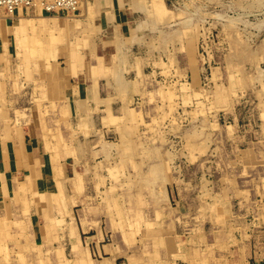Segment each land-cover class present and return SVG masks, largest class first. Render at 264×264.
<instances>
[{"label": "rangeland", "instance_id": "obj_1", "mask_svg": "<svg viewBox=\"0 0 264 264\" xmlns=\"http://www.w3.org/2000/svg\"><path fill=\"white\" fill-rule=\"evenodd\" d=\"M98 1L80 0L81 9L75 18L84 15V7ZM148 1L151 2L145 0L144 4ZM162 1L166 12L159 17V7L152 12L155 5L143 10L146 20L140 19L139 24H152L145 29L141 42L132 47L133 58H147L131 69L127 59H119L125 75L113 74L125 83L129 79L132 86L138 82L135 94L128 93L134 107H124L123 124L118 119L123 132L111 124H101L97 131L90 122L87 136L81 131L75 141H67L79 149L67 153L66 141L57 148L69 169L79 166L85 186L81 192L72 189L71 193L76 203L72 204L70 223L75 229L70 228V232L76 235L65 239L63 230L60 236L52 235L55 240L58 237L52 240V257L55 247H65L66 257L75 259L72 248L78 241L90 252L89 259L98 261L93 249L88 248L86 236L99 234V239L104 240V230L105 235L109 232L113 236L115 246L122 247L120 264H131L133 258V264H139V259L149 260V264H201L204 260L206 264H264V0ZM52 18L58 20H48L47 29L55 21L61 25L67 21L63 12L54 11ZM58 37L54 42L58 43V51L65 52L69 47V52L77 50L82 57L86 56L84 49L89 51L94 45L85 40L68 45L66 36ZM25 47L14 44L13 56L5 60L0 74V124L33 122L44 113L46 124L36 123V127H50L51 135L56 128L67 129V118H54L59 116V104L67 98L64 86L53 84L52 75V67L67 66V59L61 54L51 62L31 58L29 46ZM95 59L91 61L97 62ZM168 92L173 96L167 97ZM122 103L118 99L114 104ZM137 113L142 117L139 124L135 123ZM119 132L124 133L123 137ZM125 134L131 151L124 147ZM120 136L124 140L120 141ZM55 140L52 137V142ZM141 149L145 154H140L144 153ZM80 150L86 154H79L76 164L75 155ZM248 152L253 154L252 162L248 161ZM111 174L116 176L110 178ZM64 184L62 181L61 192H54L58 197L68 192ZM39 189L29 187L19 196H10L15 206L24 204L30 210L42 200ZM114 197H120L124 213L115 207ZM209 203L214 206L208 207ZM86 208L92 213L84 219ZM7 209L13 210L10 202ZM180 212L192 213L181 219L177 217ZM8 221L9 230L1 235L8 243L3 244L5 249L0 248V259L5 264H17V241L12 235L15 224ZM137 222L140 224L136 226ZM146 222L153 225L148 228ZM170 238L174 242L171 248L166 244ZM180 251H187L191 259H183Z\"/></svg>", "mask_w": 264, "mask_h": 264}, {"label": "crops", "instance_id": "obj_2", "mask_svg": "<svg viewBox=\"0 0 264 264\" xmlns=\"http://www.w3.org/2000/svg\"><path fill=\"white\" fill-rule=\"evenodd\" d=\"M130 3L131 0H106L104 4V2L100 0L98 6H93L94 23L102 27V32L95 36L96 39L92 40L94 45L93 47L88 48L89 51L84 49L87 70L89 61L96 60V57L102 59L106 65H110L112 63V59L117 62L121 58H129L131 53V50L129 49L131 45L127 43V40L130 38L132 29L136 25L140 26L139 22L140 19H142L137 15L136 10L132 8ZM37 19V22H35L37 30L36 32H31L29 31L28 20H26V18H20V15L17 16V18H10L8 14L0 12V74L3 73V67L6 66L5 60L13 56L11 53H14V44L17 45V43L19 46L20 44L26 47L29 46L32 58H43L48 60V62H51V58L52 61H54V57L56 56V58H58L60 54L66 59L68 58L67 53L69 52V47H66L67 49L65 48L67 50L65 52L58 51V53H55L52 51V47H56L58 43L52 42L51 37L52 30L55 31L56 29H65L70 26L69 22L66 21L64 25H61L58 21H55V25L49 27L50 29H47L46 25H48V20L52 21L58 19L52 18V15ZM39 19H42V22H40ZM15 28L17 30H15ZM38 34H40L43 39L39 38ZM72 35H69L70 39L76 37L75 34L74 36ZM65 42H67L68 45L72 43L68 40ZM46 46H48V48L51 47V50L47 51ZM19 51H16V53ZM47 52H49V55ZM116 52L117 55L114 56V53ZM17 55L18 54H14L15 57H18ZM91 62L95 63V61ZM129 68L131 69V67ZM106 69L108 70L109 67L107 66ZM52 70L54 71L52 72V75L55 77V82L53 84L61 86V88L64 86V94L65 98H67L66 101H63V103L61 102L59 106L54 100V103L58 106V113H60L59 116L52 115V121L54 118L57 120L64 116V118H67L66 124H69L70 127H67V129H71V131H67L66 127H59L53 131L52 135L48 134L50 127L48 128L47 126H44L43 130L39 127V125L36 127V123H40L41 125H43V123L46 124V117L40 115H37L38 118H36V121L34 120L33 122L25 120L23 122L21 121V123L17 125L18 128H14L11 125H4L3 121H1L0 124V133L2 136V139L0 140V161L5 159L4 169H0V219L12 218L15 221L13 233L17 235L18 244H23L21 247H17L16 249L25 250L29 264H59V258L66 257V252L64 251L66 248L55 247V255L52 257V240H58V237L56 240L53 239L52 235L54 237L60 236L61 230H63L65 239H67V237L70 239V234H73V232H70V228L68 227L70 223H72V204L76 203V201L74 202V196H72L71 193L72 189L75 190L74 186L77 183L76 181H78L77 177L81 175L83 179L85 178L82 172L79 171L80 168L78 165H73L72 168L69 169V167L62 161L63 157L58 154L57 148H59L61 142L66 141L64 146L66 149L65 151L70 153L74 150V144L69 142H72V138L75 135L78 136L79 132H81L79 122L82 117H85L88 127V123L91 122L94 124L97 131L102 127V125H110V115L105 110L108 105L106 101H112L114 107L118 108L117 106H121L123 103L121 105L114 103L121 98L120 100H122L125 104L128 93L130 94L131 92L132 94L131 87L128 83H125V86H123L122 89H116V87L107 84V82L102 79L99 88H95L93 81H91V78L89 77L90 75L88 71H80L76 76H69L67 72V74L64 75H58V72L55 71L54 67H52ZM121 74L125 75V70H122ZM74 96H76V99H83L87 112L82 109H77L78 113H76L74 111L76 110L75 108L70 111V102ZM2 105L3 104L0 106ZM96 110L99 111L95 113ZM114 114L119 116L118 119L123 124L122 120L124 112L120 111L119 113L118 111H114ZM15 129L20 130L17 133V131L15 132ZM89 129H91V127H89ZM60 132L64 138L62 141H59V139H61ZM52 137L56 139L55 143L52 142ZM67 141L69 142L67 143ZM55 158L57 160H55ZM58 163L62 166V169H64V177L62 178V181L68 188L67 194H65L63 200H60L63 212L58 210L57 204H52V200H40L37 201L35 205H32L31 211H26L25 213L24 211H17V207H14L13 214L11 216L8 215V212L4 209L6 204L4 196L5 182L10 180L14 181V179L24 180L26 175L30 174L34 168L43 172L44 176L40 180V185L43 186L46 192L50 194L56 186L50 174H54ZM162 177H164V174H162ZM79 192L81 191L79 190L78 193ZM167 192L169 195L170 191H168V188ZM113 201H116L115 207L118 211H120L122 209L120 198L114 197ZM89 213L91 214L92 212L86 208L82 217L84 219L90 218ZM191 213L192 212H180L177 213V217L185 219V216L187 214V216H191ZM192 217L194 218V216ZM52 218L61 220L64 225H62L61 222V226H58L56 229H52ZM30 221L33 223L32 227L28 225ZM73 226V229H75L74 224ZM1 230L2 229L0 228V231ZM2 233L3 232H0L1 235ZM101 233L104 234V240L101 238L99 239V234L89 236V233L86 236L90 243L88 248L89 250L93 249L98 257V261L95 262L93 258L89 259L90 255L88 254H90V252L87 249L84 250L78 241H76L75 244L77 245L73 246L74 248H72V250L74 249L75 253L76 251H80L86 255L85 264H120V257L118 255L123 253L122 247L117 245L115 246L113 236L109 232L105 235L104 230H102ZM73 235H76L75 231ZM107 236H111V241H107ZM1 241L6 243L5 238L1 237ZM139 260V264L150 263L149 260ZM134 261V258L131 259V264H133ZM0 264H4V262L0 261Z\"/></svg>", "mask_w": 264, "mask_h": 264}, {"label": "bare ground", "instance_id": "obj_3", "mask_svg": "<svg viewBox=\"0 0 264 264\" xmlns=\"http://www.w3.org/2000/svg\"><path fill=\"white\" fill-rule=\"evenodd\" d=\"M90 1V0H89ZM102 2H104V4H105V2H106V0H101ZM83 2V1H82ZM93 2V1H92ZM91 2V4H89V6H87V7H84V9H83V12H84V15H82V16H80V17H77V18H75L76 16H77V13L80 11V9H81V2H80V0H16V2L14 3V4H12L11 2H8L7 3V5H3V4H0V12L1 13H6V14H8V16L10 17V18H17V16H19L20 15V18H26V20H28L27 22H28V25H29V31H31V32H36V30H37V27L35 26V22H37V18H43V17H45V16H48V15H52L53 14V12L54 11H56V13H64L65 15H67V22H69V24H70V26L69 27H67V28H65V29H60V30H55V31H53L52 30V42H56L57 41V39L58 38H60V37H58V36H60V35H64V36H66V40H68V41H71L72 43L71 44H78V43H81L82 42V40H85L84 42H86V43H88L89 45L92 43V40H94V39H96L95 38V36L97 35V34H99L100 32H102V27L100 26V25H97V24H95L94 23V13H93V6L95 5H98V3L100 2V0L98 1V3H92ZM144 2H145V0H131V6H132V8L134 9V10H136V12H137V15L139 16V17H141V18H143L144 19V22H145V20H146V17H144L142 14H144L143 12V10H146V8H149V7H151V6H156V8H153V10H152V12L153 13H155V11H156V9L159 7V9L157 10V12L156 13H158L157 14V16L161 13V14H163V13H165L166 12V7H165V4H164V2L162 1V0H151V2L150 1H148L149 3H145L144 4ZM159 5V6H157V4ZM108 3V2H107ZM30 4V5H29ZM116 4V3H115ZM100 6V5H99ZM50 9V11H48L47 9ZM122 8V7H121ZM53 9H55V10H53ZM61 9H64V11H61ZM52 10V11H51ZM36 12V14H32V13H35ZM178 13V12H177ZM79 15V14H78ZM62 16V15H61ZM74 16V17H73ZM154 16V15H153ZM152 16V17H153ZM160 16V15H159ZM158 16V17H159ZM58 17V16H57ZM66 17V16H65ZM154 18V17H153ZM152 18V19H153ZM37 19V20H36ZM58 19V18H57ZM155 19V18H154ZM40 20V22H42V19H39ZM173 21V20H172ZM175 22V21H174ZM138 23V22H137ZM146 24V23H145ZM152 24V23H151ZM151 24H149L148 23V25L146 26V25H140V26H135V28H133L132 29V31H131V33H130V38L127 40V43H129L130 45H131V47H130V49L129 50H131V53H130V55H129V58L127 57L126 59H127V61H128V66L129 67H131V68H133V66H135L136 67V65L137 64H139V63H142V62H144V57L145 56H141V57H138L137 59H135V57L133 58L132 57V51H133V49H132V47H133V45L134 44H136V42H141L140 40L141 39H143L142 38V34L144 33V31H145V29L149 26H151ZM169 25V24H168ZM195 27V26H194ZM191 29V28H190ZM193 29V28H192ZM192 29H191V33H193V31H192ZM15 30H17L16 28H15ZM194 30V29H193ZM17 32V31H16ZM76 32H77V34H76ZM188 32H189V29H188ZM186 32H184V34H185ZM73 34V35H72ZM74 34L76 35V37H73V39H70V37H69V35H72V36H74ZM189 35H192V34H189ZM187 36H188V34H187ZM192 37V36H191ZM193 37H194V35H193ZM99 38V37H98ZM100 38H101V36H100ZM111 39V38H110ZM146 39V38H145ZM194 39V38H193ZM150 40V39H149ZM183 40V39H182ZM192 40V39H191ZM97 41V40H96ZM144 41V40H143ZM142 41V42H143ZM117 42H118V37H117ZM146 43L148 42V41H145ZM194 42V41H193ZM150 43V42H149ZM191 43V42H190ZM144 44V43H143ZM185 44V43H184ZM140 45V44H139ZM138 45V46H139ZM145 45V44H144ZM143 45V46H144ZM193 45V44H192ZM103 46V45H102ZM148 46V45H147ZM147 46H146V48H147ZM191 46V45H190ZM189 47V46H188ZM191 47H193V46H191ZM150 48V47H149ZM194 48V47H193ZM24 49H26V47L24 48ZM46 49H47V51H49V50H51V47H49L48 48V46H46ZM192 49V48H191ZM74 50H75V47H74ZM149 50H151V48L149 49ZM149 50H147V53H148V51ZM193 50H195V49H193ZM52 51H54L55 53H58V49H57V46L56 47H52ZM117 51H118V49H117ZM136 53H138V51L136 52ZM194 53V52H193ZM47 54L49 55V52H47ZM68 54V58H67V61H68V64H67V66H61L60 64H59V66L57 65V66H53L54 68H55V71L56 72H58V75H64V74H69V76H76L77 74H78V72H80V71H88L89 72V77L91 78V81H93V84H94V87L95 88H99V85H100V82H101V80L103 79V80H105L106 82H107V84H109V85H111V86H113V87H116V89L118 88V89H122V87L124 86L123 84H125V80L124 79H120L119 77H114L113 76V74H119V76L121 75V71L123 70V65H122V63H119L118 61L116 62V61H114V59H112V63L110 64V65H106L103 61H102V59H99L98 57V60H97V62H95V63H92L91 61H89V65H88V70H87V66H86V61L84 62V60H86V56H80V54H78V51L77 50H75L73 53H71V52H68L67 53ZM146 54V53H145ZM31 55V54H30ZM117 55V52L116 53H114V56H116ZM189 55V54H188ZM134 56V55H133ZM31 57V56H30ZM32 58V57H31ZM145 58H147V57H145ZM10 59V58H9ZM57 58H56V56L54 57V61L56 60ZM121 59H123V58H121ZM135 59V60H134ZM192 60V59H191ZM130 61H133V62H130ZM195 62V61H194ZM54 63V62H53ZM136 63V64H135ZM50 64V63H49ZM107 66L109 67V69L107 70L106 68H107ZM189 66V65H188ZM106 67V68H105ZM137 67H139V66H137ZM191 67V66H190ZM193 68H194V66H193ZM194 70H195V68H194ZM136 71V70H135ZM193 71V70H192ZM67 72V73H66ZM3 74V73H2ZM133 75V74H132ZM124 80V81H123ZM133 81V80H132ZM128 83V85H130V87H131V91H133V93L135 94V92L137 91V86H138V82H136L133 86H132V84L133 83H130L129 82V79H127V82H126V84ZM132 93V94H133ZM186 94V93H185ZM138 96V95H137ZM167 97H172L173 95L172 94H170L169 92L167 93V95H166ZM189 96V95H188ZM118 97H120V96H118ZM187 97V96H186ZM166 98V97H165ZM118 99V98H117ZM119 99H121V98H119ZM134 99V98H133ZM140 99V98H139ZM186 99V98H185ZM184 99V100H185ZM187 100V99H186ZM185 100V101H186ZM189 100V99H188ZM130 101H131V99L129 98V97H127V100H126V102H125V104H124V106H117L118 108H115L114 107V105L112 104V101H106V103H108V105H107V107H106V111L109 113V115H110V117H109V120H110V124L111 125H114L115 127V129H117L118 131L120 130L121 132H123L122 130V128H123V125L122 126H120L119 127V125L117 124L118 123V117L119 116H116L115 114H114V111H118L119 113H120V111H122V112H124V107H134L133 105L131 106L130 105ZM71 110L70 111H72V110H74V108L76 109V110H74L76 113H78L77 112V109H82V110H84V111H86V109H85V106H84V101H83V99H81V98H78V99H76V96H74V97H72V99H71ZM136 103H138V102H136ZM55 104V107H56V103H54ZM139 104V103H138ZM137 104V105H138ZM136 105V104H135ZM80 106V107H79ZM201 109V108H200ZM43 111H44V109H43ZM87 112V111H86ZM42 116H44V113L43 114H41ZM139 114L137 113L134 117H135V123L136 124H139V122L141 123L142 122V117H141V119H140V116L139 117H137ZM134 119V118H133ZM144 121V120H143ZM133 122H134V120H133ZM4 125H6L5 123H4ZM10 125V124H9ZM9 125H7V126H9ZM11 126H13L14 128H18V126L16 125V123H14L13 125H11ZM79 128L81 129V131L82 132H84L85 133V135L87 136L88 134H89V132H90V129H89V127H88V125H87V122L85 121V117H82L81 119H80V122H79ZM126 128H127V126H126ZM126 128H125V130H126ZM19 130L20 129H15V132L17 131V133L19 132ZM124 130V131H125ZM128 130V129H127ZM1 132V131H0ZM102 133V132H101ZM120 133V132H119ZM118 133V134H119ZM1 134V133H0ZM62 133L60 132V136H61V139L62 140H64V138L62 137V135H61ZM121 134V133H120ZM100 135H102V134H100ZM114 135V134H113ZM123 135H124V133H122L121 134V136L123 137ZM103 136V135H102ZM120 136V137H121ZM120 138V141H121V139H123V138ZM77 138V135H75L73 138H72V140L73 141H75V139ZM102 138V137H101ZM101 138H100V141H101ZM125 139H127L126 140V145L124 146L125 148H128V147H130L131 145H130V141H129V138H128V135L126 136V134H125ZM85 140H86V138H85ZM99 140V139H98ZM118 140V139H117ZM116 140V141H117ZM124 140V139H123ZM162 140V139H161ZM72 141V142H73ZM88 141V140H87ZM99 141V142H100ZM102 144V143H101ZM117 144V143H116ZM123 144H125V143H123L122 142V146H123ZM85 145V144H84ZM119 146V145H118ZM121 146V145H120ZM121 146V147H122ZM85 147V146H84ZM123 147V148H124ZM76 147H74V150L76 151L77 149H79V148H77V149H75ZM114 148V147H113ZM118 148V147H117ZM124 148V149H125ZM139 148V146H137L136 147V149H138ZM92 149V148H91ZM129 149V151H131V147L130 148H128ZM140 149V148H139ZM123 149L121 148V151H122ZM142 151H143V149H141ZM95 151V150H94ZM96 151H97V149H96ZM115 151V150H114ZM124 151V150H123ZM122 151V152H123ZM145 151V150H144ZM143 151V152H144ZM80 153H77V156L75 155V158H76V162H78V159H77V157H79L80 155L79 154H86V153H84V151L82 150V152H81V150L79 151ZM140 152V151H139ZM149 152L150 151H148V154H149ZM156 152V151H155ZM97 154H98V152H97ZM112 154H113V152H112ZM126 154V153H125ZM140 154H145V152L144 153H140ZM147 154V153H146ZM147 154V155H148ZM96 155V154H95ZM104 155V154H103ZM111 155V154H110ZM117 155V154H116ZM122 155H124V154H122ZM135 155V154H134ZM94 156V155H93ZM115 156V155H114ZM118 156V155H117ZM121 156V155H120ZM157 156V155H156ZM95 157H97V155L95 156ZM104 157V156H103ZM109 157V156H108ZM113 157V156H112ZM123 157V156H122ZM142 157H143V155H142ZM145 157V156H144ZM105 158H107L106 156H105ZM121 158V157H120ZM248 161L249 162H252L253 161V154L252 153H249L248 152ZM87 159V158H86ZM94 159V158H93ZM103 159V158H102ZM108 159V158H107ZM115 159V158H114ZM114 159H112V160H114ZM122 159V158H121ZM55 160H57L56 158H55ZM101 160V159H100ZM104 160V159H103ZM144 160V159H143ZM98 161V160H97ZM138 161V160H137ZM145 161H147V160H145ZM94 162V161H93ZM116 162V161H115ZM120 163H122L121 161H119ZM3 166H2V168H0L1 170H3L4 169V166H5V159H4V161H3ZM79 163V162H78ZM81 163V162H80ZM99 163V162H98ZM136 163V162H135ZM144 163V165H145V162H143ZM77 164V163H76ZM89 164V163H88ZM109 164V163H108ZM119 164V163H118ZM138 164V163H137ZM95 165H97V163L95 164ZM95 165H93V166H95ZM115 165H117V164H115ZM124 165V164H123ZM111 166H112V164H111ZM120 166H121V164H120ZM99 167V166H98ZM97 167V168H98ZM118 167V166H117ZM160 167V166H159ZM159 167H157V166H155V169H159ZM90 168V167H89ZM101 168V167H100ZM113 168V167H112ZM115 168V167H114ZM153 168H154V166H153ZM88 169V168H87ZM118 169V168H117ZM122 169V172H123V170H124V167L123 166H121L120 167V170ZM112 170V169H111ZM119 170V169H118ZM97 171V170H96ZM113 171H115L114 169H113ZM95 172V171H94ZM99 172H100V170H99ZM99 172L98 173H96V174H99ZM109 172H111V171H109ZM150 172V171H149ZM3 173V172H2ZM121 173V172H120ZM110 174V173H109ZM113 174H119V173H115V172H113ZM122 174V173H121ZM125 174V172L122 174V175H124ZM128 174V173H127ZM150 174V173H149ZM44 176V174H43V172L42 171H40V170H37V169H32V171L30 172V174H28V175H26V178L24 179V180H18V179H14V181H8V182H5V186H4V196H5V199H6V204H5V210L8 212V215H12L13 214V211H14V207L16 208L17 207V211H21V212H25L26 213V211H31V209L30 210H27L26 208H25V206H24V204H17L16 206L14 205V203L15 202H13V199H11V196H10V193H13V194H15V195H17V196H19L20 194V192L21 191H25L27 188H29V187H31L32 189L34 188V187H36V186H38V187H40V189H39V192L41 193V199L42 200H45V201H50V200H52V204L53 203H55V204H57V206H58V210L60 211V212H63V209H62V205H61V202H60V200H63V198H64V196H57L56 194H54V192H56V190H58V192H61V181H62V178L64 177V169H62V166L61 165H59V163H58V165L56 166V168H55V172H54V174L52 175V174H50V176H52V179L54 180V182H55V188L56 189H53L52 190V193H47L46 192V190H45V188L43 187V186H41L40 185V180L42 179V177ZM112 176H116V175H112L111 174V177L110 178H112ZM119 176V175H118ZM151 176V175H150ZM124 177V176H123ZM125 177H126V175H125ZM161 177H162V174H161ZM78 181H76L75 183H76V185L74 186V188H75V190H77V191H79L80 190V188H82V187H84L85 186V184H84V179H83V177L81 176V175H79L78 177ZM96 178V177H95ZM100 178V180H102L103 179V177H99ZM119 178V177H118ZM118 178H117V180H118ZM127 179H128V177H126ZM152 178V177H151ZM113 179H116V177L114 178L113 177ZM125 179V178H124ZM121 180V179H120ZM143 180H145V179H143ZM164 180V179H163ZM122 181H123V179H122ZM98 182V181H97ZM97 182H96V185H98L97 184ZM125 182V181H124ZM123 182V184H125L126 185V183H124ZM121 183V182H120ZM129 183H132V182H129ZM100 184H101V182H100ZM118 184V183H117ZM162 184V183H161ZM147 185V184H146ZM99 186V185H98ZM106 186V185H105ZM124 186V185H123ZM131 186V185H130ZM141 186V185H140ZM43 187V189H41ZM120 187H122V186H120ZM161 187V186H160ZM159 187V188H160ZM99 188V187H98ZM159 191H161V189H159ZM97 192H98V190H97ZM100 192V191H99ZM164 193H165V191H163ZM102 193H103V191H102ZM101 193V194H102ZM62 194V193H61ZM100 194V195H101ZM103 195V194H102ZM159 195V194H158ZM16 196V197H17ZM104 196H105V194H104ZM19 198V197H18ZM120 198V197H119ZM167 198V197H166ZM121 200V199H120ZM212 201V200H211ZM215 201V200H214ZM213 201V202H214ZM9 202L13 205V210L11 211V212H9L8 211V209H7V206L9 205ZM215 203V202H214ZM120 204H121V202H120ZM215 204H217V203H215ZM213 207L214 206V204H211V203H209L208 204V207ZM112 208V207H111ZM121 208H122V206H121ZM209 210V209H208ZM211 211V210H210ZM208 212V211H207ZM120 213H124V210H123V208L120 210ZM218 213V212H217ZM222 214L224 213V212H221ZM211 214V213H210ZM216 214V213H215ZM214 214V215H215ZM221 214V216H223V215H225V214H223L222 215ZM216 215H218V214H216ZM218 216H220V214L218 215ZM225 217V216H224ZM229 217V216H228ZM160 218V217H159ZM214 218V217H213ZM216 219V218H215ZM8 220H12V222L15 224V221L12 219V218H9V219H7V218H5V219H0V228L2 229L0 232H6L5 230H9V221ZM57 220H59V219H56V218H52V229H56L58 226H61V220H59V221H57ZM264 221V220H263ZM156 222V221H155ZM32 222L30 221L29 223H28V225L29 226H31L32 227ZM140 223L139 222H137V224H136V226L137 225H139ZM146 225V227H150L151 226V224H152V222H146L145 223ZM155 224V223H154ZM144 225V224H143ZM153 225V224H152ZM156 225V224H155ZM69 228H74V226L72 227V226H68ZM157 227V226H156ZM233 227V226H232ZM138 228V230H139V226L137 227ZM137 228H135L136 230H137ZM12 230V229H11ZM215 232V231H214ZM12 233V232H11ZM10 233V234H11ZM8 234V233H7ZM12 235L13 236H15L16 237V241H17V235L15 234V233H12ZM73 235V234H72ZM74 236V235H73ZM173 236V235H172ZM240 236V235H239ZM75 237V236H74ZM0 238H1V234H0ZM26 238H28V237H26ZM106 239H107V241H111V236H107L106 237ZM236 239V238H235ZM234 239V240H235ZM5 240H6V242L8 243V241H7V239L5 238ZM237 240V239H236ZM27 241H29V240H27ZM32 242V241H31ZM162 242V241H161ZM5 242L3 241H0V248H2L3 247V244H4ZM16 244H17V246L15 247V248H17V247H21V245H23V244H18V241L16 242ZM15 244V245H16ZM166 244H167V246L168 247H172V245L174 244V242H173V239H169V240H167V242H166ZM77 244H75L74 246H76ZM203 246V245H202ZM233 247V246H232ZM4 248V247H3ZM231 248V247H230ZM5 249V248H4ZM27 249H29V248H27ZM217 250V249H216ZM6 251V250H5ZM16 251L18 252V254H16L17 255V261H18V263L19 264H29V262H28V259H27V256H26V252H25V250H23V249H21V250H17L16 249ZM180 253V256L184 259V258H187V259H191L190 258V256L188 255V252L186 251H180L179 252ZM5 254H6V257H7V259H9V252L8 251H6L5 252ZM192 256V255H191ZM193 257V259H197V257H195L194 258V256H192ZM259 257H260V255H259ZM21 258H23L24 259V262L22 263L21 262ZM60 259V261H59V264H71V263H73V264H75V263H77V262H80L81 264H85V262H86V255L84 254V253H82V252H78V251H76V253H75V259H68L67 257H60L59 258ZM0 261H2L3 262V260H1L0 259ZM184 261H186V260H184ZM196 262V261H195ZM198 263V262H197ZM5 264V263H4ZM188 264V263H187ZM201 264H206L205 263V260L201 263Z\"/></svg>", "mask_w": 264, "mask_h": 264}, {"label": "built area", "instance_id": "obj_4", "mask_svg": "<svg viewBox=\"0 0 264 264\" xmlns=\"http://www.w3.org/2000/svg\"><path fill=\"white\" fill-rule=\"evenodd\" d=\"M8 2H11L12 4H14L16 2V0H0V4H3V5H7ZM47 10L50 11V9H47ZM53 10H55V9H53ZM61 11H64V9H61Z\"/></svg>", "mask_w": 264, "mask_h": 264}]
</instances>
